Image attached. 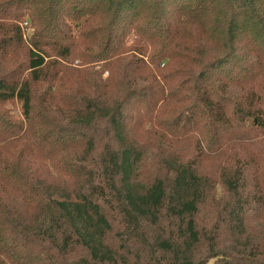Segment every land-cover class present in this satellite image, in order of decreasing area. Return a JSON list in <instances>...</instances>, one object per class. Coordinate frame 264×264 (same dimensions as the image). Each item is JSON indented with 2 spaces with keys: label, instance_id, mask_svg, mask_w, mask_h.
Listing matches in <instances>:
<instances>
[{
  "label": "trees",
  "instance_id": "1",
  "mask_svg": "<svg viewBox=\"0 0 264 264\" xmlns=\"http://www.w3.org/2000/svg\"><path fill=\"white\" fill-rule=\"evenodd\" d=\"M211 260L264 264V0H0V264Z\"/></svg>",
  "mask_w": 264,
  "mask_h": 264
},
{
  "label": "rangeland",
  "instance_id": "2",
  "mask_svg": "<svg viewBox=\"0 0 264 264\" xmlns=\"http://www.w3.org/2000/svg\"><path fill=\"white\" fill-rule=\"evenodd\" d=\"M26 22L29 23V21H26ZM23 27H24V36H25V39H30V37L33 34V29H27L28 25L27 26H24V24H23ZM107 75L108 74L106 73L104 75V78H106ZM39 92H42V89H39ZM10 109H12V111L17 112V115H20V106L19 105L18 106H14V107L10 106ZM207 163H209V161L208 162H204V165L207 164ZM222 193H223V189L220 186H218V189H217L218 196H221ZM209 264H217V263H216V260H211L209 262Z\"/></svg>",
  "mask_w": 264,
  "mask_h": 264
},
{
  "label": "built area",
  "instance_id": "3",
  "mask_svg": "<svg viewBox=\"0 0 264 264\" xmlns=\"http://www.w3.org/2000/svg\"><path fill=\"white\" fill-rule=\"evenodd\" d=\"M27 25H28V23H25V24H24V26H27Z\"/></svg>",
  "mask_w": 264,
  "mask_h": 264
}]
</instances>
